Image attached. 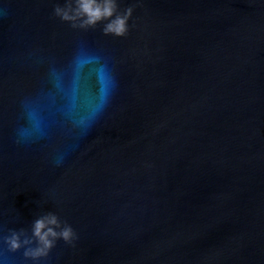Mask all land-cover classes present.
<instances>
[{"label":"water","instance_id":"obj_1","mask_svg":"<svg viewBox=\"0 0 264 264\" xmlns=\"http://www.w3.org/2000/svg\"><path fill=\"white\" fill-rule=\"evenodd\" d=\"M69 2L0 0V264H264V0ZM49 214L78 239L26 257Z\"/></svg>","mask_w":264,"mask_h":264},{"label":"clouds","instance_id":"obj_2","mask_svg":"<svg viewBox=\"0 0 264 264\" xmlns=\"http://www.w3.org/2000/svg\"><path fill=\"white\" fill-rule=\"evenodd\" d=\"M134 8L133 5L125 11L119 12L118 0H74V4L72 2L57 4L54 14L65 22H72L74 28H94L101 22L108 21L103 28L105 35L125 37L130 30L129 20L133 16ZM98 110L99 106L93 109L88 117L89 121L94 118ZM82 123L87 126L86 121H82ZM34 132H40L38 125L33 124L31 128L18 130L17 143L30 142ZM59 163L60 161L57 162V164ZM57 228L60 230L58 231ZM33 235L37 240V246L27 249L24 253L26 257L33 260L49 256L56 247L58 239H63L72 245L78 239V234L71 226L60 227L59 219L54 214L36 220ZM7 243L12 251H18L31 241H22L19 234H14L8 238Z\"/></svg>","mask_w":264,"mask_h":264}]
</instances>
